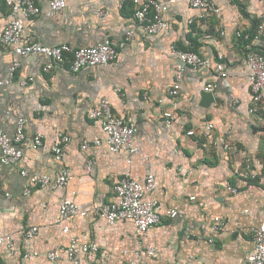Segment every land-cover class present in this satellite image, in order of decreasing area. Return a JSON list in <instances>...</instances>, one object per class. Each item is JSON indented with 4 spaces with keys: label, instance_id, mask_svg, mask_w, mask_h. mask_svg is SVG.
Here are the masks:
<instances>
[{
    "label": "crops",
    "instance_id": "1",
    "mask_svg": "<svg viewBox=\"0 0 264 264\" xmlns=\"http://www.w3.org/2000/svg\"><path fill=\"white\" fill-rule=\"evenodd\" d=\"M35 1L41 15L23 22L25 35L47 46L74 48L109 40L117 58L78 73L70 72L66 61L47 73L45 57H22L13 83L0 88V112L8 113L0 114V129L11 135L17 118L27 120L25 139L19 145L22 158L11 166L0 165V233L15 241L13 254L0 257V264H246L253 251L250 229L264 221V110L254 115L246 112L248 45L239 42L235 33L253 30L261 1L214 0L220 21L189 25L192 12L186 0H179L168 13V29L157 36L137 27L132 11L117 10L116 0H65L66 8L52 18L45 15L50 0ZM101 9L107 16L97 17ZM7 17L0 0V31ZM218 26L224 29V38L215 34ZM129 31L134 37L127 42ZM172 49H195L210 64L223 56L227 77L218 82L211 97L203 91L214 75L209 68L187 70L180 94L168 95L179 64ZM12 58L10 49L0 47V80L6 79ZM20 81L28 83L21 87ZM101 97H108L113 113L134 127L132 141L138 152L131 157L110 154L103 144L81 150L82 141L102 138L100 124L87 118ZM234 99L239 103L232 107ZM166 112L174 117L169 124L163 118ZM206 122L215 126L216 135L229 126L228 142L236 151L206 153L203 143L186 136ZM37 133L48 147L57 133L71 138L61 160L47 150L32 149ZM244 155L252 159L255 178L246 174ZM63 169L70 178L56 190L50 185L33 187L21 175L22 171L29 176L47 175L53 181ZM125 173L138 182L154 177L152 198L163 220L145 233L129 221L110 226L100 213ZM227 184L237 193L230 194ZM25 188L30 190L28 195H23ZM63 201H72L87 214L70 220L67 235L55 223ZM171 210L183 217L169 219ZM213 217L224 221L220 233L209 231ZM31 227L38 232L32 241H25L23 233ZM69 237L96 244L98 252L49 262L46 253L66 245ZM149 247L152 256L147 254Z\"/></svg>",
    "mask_w": 264,
    "mask_h": 264
},
{
    "label": "built area",
    "instance_id": "2",
    "mask_svg": "<svg viewBox=\"0 0 264 264\" xmlns=\"http://www.w3.org/2000/svg\"><path fill=\"white\" fill-rule=\"evenodd\" d=\"M179 0H116L117 10H122L126 3L131 4V11L135 25L142 29L149 36H157L166 31L170 25L169 11ZM261 1V10L256 20L257 24L253 27V36L245 48L244 61L247 68V79L249 81V102L247 114L254 115L260 109L264 110V0ZM188 9L192 15L188 17L187 23H206L210 20L220 21L221 11L214 0H186ZM7 8L8 17L0 31V47L10 49L14 58H12L5 80H0V88L9 87L17 71L21 67L20 59L29 56H41L47 59V64L43 67L44 72H50L68 61L69 70L72 73H78L86 68H96L113 63L117 58V51L109 40H104L93 46L74 48L67 44L47 46L37 41L34 37L24 34L23 22L30 18L41 15V9L35 0H3ZM66 8L65 0H50L45 15L48 18L56 17ZM97 17H105L107 13L104 9L99 10ZM215 34L221 38L225 37V31L218 26ZM236 39H247L248 35L242 32L235 33ZM131 31L125 34L127 42L133 40ZM253 47V49H251ZM179 64L176 65L173 72L172 85L168 89L170 97H176L180 94L184 76L187 70L198 72L209 68L212 71V79L207 82L203 91L213 93L219 81L227 77V70L224 65V58L218 55L216 60L210 62L196 52L176 51L172 49ZM27 81H20L21 87L25 86ZM116 93L118 91L116 90ZM239 103L238 99L231 102L232 107ZM0 114L8 115L6 111ZM87 118L97 121L100 124L102 138H93L89 141H82L80 148L86 150L90 146L98 147L105 145L110 154H125L128 157L136 154L138 148L133 144L134 127L128 124L122 117L112 111L110 99L101 97L97 104L87 112ZM163 118L169 124L174 118L172 113H164ZM14 124L13 134L0 129V165L11 166L16 164L22 158V151L19 145L25 139V126L27 120L23 117L17 118ZM215 126L206 122L198 130H191L186 133L187 137L195 142L203 143L206 153L211 150L220 149L226 154L236 151L235 147L228 142L230 127H226L219 135L215 134ZM71 138L67 135L57 133L54 141L48 147L45 146L42 135L37 133L32 138V149L47 150L53 154L57 161L61 160L66 146ZM244 168L246 174L252 178L256 175L252 171V159L244 155ZM127 163H130L128 160ZM26 177L29 185L33 187L51 186L52 189L64 187L69 178V171L63 169L57 175L56 179L51 181L47 175L29 176L25 171L21 172ZM264 190V183L262 184ZM226 189L230 194H236L237 189L228 184ZM156 190L154 177L148 175L142 182L134 180L129 174H123L113 186V197L107 204L103 205L100 213L105 217L108 225L112 226L118 221H129L140 232L145 233L150 228L159 225L163 217L158 212L157 201L152 198ZM30 190L25 188L23 195H28ZM9 198V195H7ZM86 212L80 209L72 201H63L57 211L56 225H61V231L64 235L69 232L68 224L73 218H84ZM169 219H179L183 213L171 210L167 213ZM224 221L220 217H213L209 231L212 234L220 233L224 228ZM37 227H31L23 233L25 241H32L37 234ZM253 243V251L246 257V264H264V221L256 227L250 229ZM14 239L10 235L0 233V257L3 255L11 256L14 252ZM212 243V238H209ZM98 246L94 243L80 242L74 237H69L66 245L58 246L46 253V259L51 262L61 260L72 261L81 255L96 254ZM149 256L154 255L152 248L147 249ZM131 264H138L132 262Z\"/></svg>",
    "mask_w": 264,
    "mask_h": 264
},
{
    "label": "trees",
    "instance_id": "3",
    "mask_svg": "<svg viewBox=\"0 0 264 264\" xmlns=\"http://www.w3.org/2000/svg\"><path fill=\"white\" fill-rule=\"evenodd\" d=\"M239 8L241 9V6H239ZM241 11H242V10H241ZM122 12H131V4H130L129 2L126 3V4L124 5V7H123V9H122ZM131 14H132V12H131ZM257 23H258V21H257L256 19H254L253 22H252V28H253L254 25L257 24ZM249 32H250V33H249ZM249 32L247 33V34H248V38H247V39H239V40H238L239 42H242L243 45L249 43L250 40L252 39L253 31H249ZM251 49H253V47H252ZM192 50H193V51H192ZM192 50H190V51H192V52H196V51H194L195 49H192ZM262 54L264 55V51H262Z\"/></svg>",
    "mask_w": 264,
    "mask_h": 264
},
{
    "label": "water",
    "instance_id": "4",
    "mask_svg": "<svg viewBox=\"0 0 264 264\" xmlns=\"http://www.w3.org/2000/svg\"><path fill=\"white\" fill-rule=\"evenodd\" d=\"M204 94H205V95H207V96H210V97H211V93H207V94H206V93H204Z\"/></svg>",
    "mask_w": 264,
    "mask_h": 264
}]
</instances>
